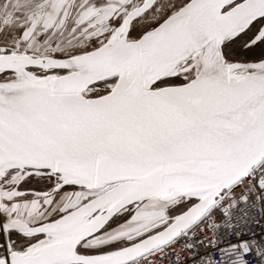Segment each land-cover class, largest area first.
Instances as JSON below:
<instances>
[{"label": "snow or ice", "instance_id": "snow-or-ice-1", "mask_svg": "<svg viewBox=\"0 0 264 264\" xmlns=\"http://www.w3.org/2000/svg\"><path fill=\"white\" fill-rule=\"evenodd\" d=\"M0 264H264V0H0Z\"/></svg>", "mask_w": 264, "mask_h": 264}]
</instances>
